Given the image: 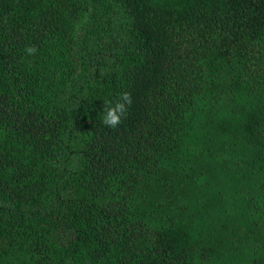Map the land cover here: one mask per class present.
I'll use <instances>...</instances> for the list:
<instances>
[{
  "label": "trees",
  "instance_id": "1",
  "mask_svg": "<svg viewBox=\"0 0 264 264\" xmlns=\"http://www.w3.org/2000/svg\"><path fill=\"white\" fill-rule=\"evenodd\" d=\"M0 264H264V0H0Z\"/></svg>",
  "mask_w": 264,
  "mask_h": 264
},
{
  "label": "clouds",
  "instance_id": "2",
  "mask_svg": "<svg viewBox=\"0 0 264 264\" xmlns=\"http://www.w3.org/2000/svg\"><path fill=\"white\" fill-rule=\"evenodd\" d=\"M26 51L29 54L35 53V48H28ZM106 106L103 107V124L111 128H116L121 123V117H123L127 108L131 106L132 100L129 93H122L115 103L106 101Z\"/></svg>",
  "mask_w": 264,
  "mask_h": 264
}]
</instances>
